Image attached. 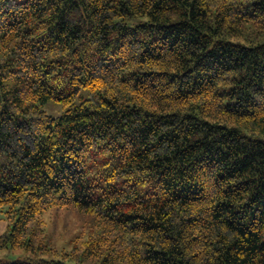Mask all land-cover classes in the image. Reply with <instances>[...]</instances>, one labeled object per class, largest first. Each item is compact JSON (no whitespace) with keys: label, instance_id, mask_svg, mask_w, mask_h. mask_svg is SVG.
Segmentation results:
<instances>
[{"label":"trees","instance_id":"obj_1","mask_svg":"<svg viewBox=\"0 0 264 264\" xmlns=\"http://www.w3.org/2000/svg\"><path fill=\"white\" fill-rule=\"evenodd\" d=\"M0 206V264H264V0H0Z\"/></svg>","mask_w":264,"mask_h":264},{"label":"rangeland","instance_id":"obj_2","mask_svg":"<svg viewBox=\"0 0 264 264\" xmlns=\"http://www.w3.org/2000/svg\"><path fill=\"white\" fill-rule=\"evenodd\" d=\"M44 110L54 116L62 113V107L55 103H48ZM7 206H0V236L10 229L12 220L7 216ZM45 233L50 242V258L60 259L70 254L80 255L86 241L93 236H100V228L95 214L79 211L77 208L56 207L51 208L42 215ZM28 256L23 248H0V262L25 259ZM102 254L88 258L83 264H96ZM68 261V259H64ZM74 263V262H72Z\"/></svg>","mask_w":264,"mask_h":264}]
</instances>
